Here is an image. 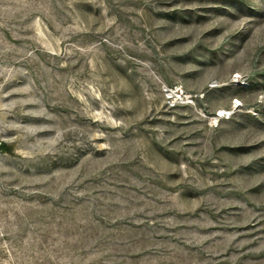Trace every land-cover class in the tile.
I'll return each instance as SVG.
<instances>
[{"label":"rangeland","instance_id":"rangeland-1","mask_svg":"<svg viewBox=\"0 0 264 264\" xmlns=\"http://www.w3.org/2000/svg\"><path fill=\"white\" fill-rule=\"evenodd\" d=\"M0 144V264H264V0H0Z\"/></svg>","mask_w":264,"mask_h":264},{"label":"trees","instance_id":"trees-1","mask_svg":"<svg viewBox=\"0 0 264 264\" xmlns=\"http://www.w3.org/2000/svg\"><path fill=\"white\" fill-rule=\"evenodd\" d=\"M2 145H3V144H0V147H1V148H4V146H2Z\"/></svg>","mask_w":264,"mask_h":264},{"label":"snow or ice","instance_id":"snow-or-ice-1","mask_svg":"<svg viewBox=\"0 0 264 264\" xmlns=\"http://www.w3.org/2000/svg\"><path fill=\"white\" fill-rule=\"evenodd\" d=\"M238 103V102H237Z\"/></svg>","mask_w":264,"mask_h":264}]
</instances>
